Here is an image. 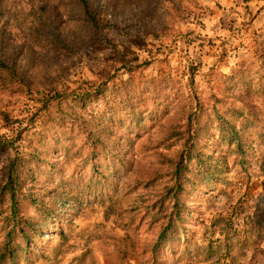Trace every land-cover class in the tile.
Returning a JSON list of instances; mask_svg holds the SVG:
<instances>
[{
    "label": "rangeland",
    "instance_id": "rangeland-1",
    "mask_svg": "<svg viewBox=\"0 0 264 264\" xmlns=\"http://www.w3.org/2000/svg\"><path fill=\"white\" fill-rule=\"evenodd\" d=\"M39 3L0 0L6 10L1 24L8 26L17 44L25 43L22 49L28 57L33 55L25 59L34 65L23 64L42 86L41 92L4 93L8 113L0 117V133L14 139L21 135L14 140L18 150L30 158L40 155V164L59 161L47 183L57 187L63 176L73 188L71 197L61 200L53 229L38 248L21 254L17 264H264V0H160L145 20L131 6L122 5L117 12L112 7L114 23L97 34L98 40L66 50L51 49L43 38L30 36L28 14ZM48 3L64 15L66 30H76L68 17L75 10L72 5ZM106 79L105 97L80 106L75 96L87 82ZM44 93H64L65 108L88 110L103 125H111L117 137L122 136L118 152L125 166L103 164L102 154L86 166L82 160L90 150L81 161L65 159L67 141L58 138L71 128L70 122L57 135L53 131L38 139L36 132L47 116H36L37 125L30 116L42 105ZM235 108L240 110L236 116ZM217 113L240 130L247 151L244 164L237 147L223 138ZM190 121L195 122L192 134L195 127L200 133L199 147L220 155L226 181L209 190L186 186L184 199L192 208L185 221L188 230L154 252L161 223L150 221L155 191L134 187L131 168L143 165L142 144L149 137L156 141L164 126L185 131ZM81 140L76 132L74 142ZM169 144L160 151L173 152L182 139H170ZM15 155L13 147L0 153V190ZM190 168L199 169L195 159ZM99 169L105 179L91 193L85 178ZM74 173L81 178H73ZM59 192L62 196L65 189ZM2 209L10 212L7 200L0 201ZM4 227L0 216V241Z\"/></svg>",
    "mask_w": 264,
    "mask_h": 264
},
{
    "label": "trees",
    "instance_id": "trees-1",
    "mask_svg": "<svg viewBox=\"0 0 264 264\" xmlns=\"http://www.w3.org/2000/svg\"><path fill=\"white\" fill-rule=\"evenodd\" d=\"M39 1L37 6H31V12L28 14L31 16L30 36L35 40L43 38L50 45L47 47L51 49L58 47L66 50L98 40L97 34L109 28L112 22L114 23L113 15L110 13L112 7L114 12H117L122 10L120 7L122 5L131 6V11L134 8L136 10L134 14L141 20H145L155 10L154 4L160 0H61L68 2L72 5V9L73 7L75 9L68 13V17L76 27V30L72 31L66 30V27L62 25L64 15L60 10L57 11L55 4L48 3V0ZM4 9L0 4V117L8 113L4 93L14 95L42 91V86H37L36 75L31 73L29 66L23 64L31 63L25 58L31 59L30 56L33 58V55L29 54L28 57L22 49L25 43L17 44L14 38H11L8 26L1 24L2 16L6 14ZM14 17L16 21H19L18 15L15 14ZM7 23L10 24V20ZM107 82V79L99 83L87 82V87L75 96L80 106L85 105L88 100L105 97ZM67 99L64 93L42 95V105L30 116V121L35 123L34 125L39 124L35 119L36 116L41 113L47 116L42 120L40 132H36L37 138L41 139L53 131H56L57 135L62 126L70 122L71 128L63 130L58 138L67 141L63 151L65 159L74 158L81 161L79 158H83L86 151L90 150L91 153L85 157L86 160H82L86 166L95 164L93 156L100 154L105 156L103 162L105 165L125 166L124 158H120L118 152L122 145V136L117 137L111 125H103L104 122L90 115L88 110L82 111L69 106L65 108L63 103ZM234 113L236 116L240 110L235 108ZM192 115H196L195 119L198 118L197 114L192 113ZM216 116L220 120L223 138L237 147L238 153L242 155L240 163L244 164L243 159L247 151L244 149L240 130L236 129L232 121L224 122V117L218 113ZM57 119H59L58 122ZM51 120L53 123L47 124ZM194 124L195 122L190 121L185 131L164 126L162 135L156 141L149 137L143 142L142 148L145 153L142 159L143 165L139 164L138 168L133 166L131 168L130 174L133 171L131 176H135L134 187L155 191V199L151 200L152 207L149 211L151 217L148 214L151 223L161 222L157 238L153 243L152 251L154 252L168 245L171 239L179 240L183 234H186L188 228L185 221L192 208L184 196L189 189L196 190L200 185L202 189L209 190L217 187L219 181H226L220 155L207 154L199 147L200 133L197 127L192 134ZM131 125L133 129L135 125L132 123ZM76 132L82 137L80 143L74 142ZM19 137L22 136L18 134L14 139L8 133H0V153L9 147H13L16 152L7 166V180L0 190V201L7 200L10 205L8 214H5L4 209L0 210V216L5 222V237L0 241V264L10 261L12 264H17L21 254L39 247L48 232L53 229L52 223L60 218L61 200L66 197L69 199L73 188L72 182L67 181V178L63 176L57 187L50 186L47 183L48 178L50 179L49 175L58 169L57 165L60 167V162L45 161V164H40L43 161L40 155L26 157L15 145L14 140H19ZM170 139L171 141L182 139V146L169 153L160 151L161 145L167 144L170 148ZM261 139L264 141V134L261 135ZM206 158L210 159L206 161ZM193 159L199 165L196 171L190 168ZM134 161L142 162L138 159ZM104 173V170L99 169L89 178H85L86 189L89 192L93 193L98 183L105 179ZM72 177L81 178V175L74 173ZM164 179L165 182H163ZM59 184L64 186L60 187ZM124 184H128L127 180H124ZM186 186L190 188L186 189ZM61 188L65 189L62 196L59 192Z\"/></svg>",
    "mask_w": 264,
    "mask_h": 264
}]
</instances>
